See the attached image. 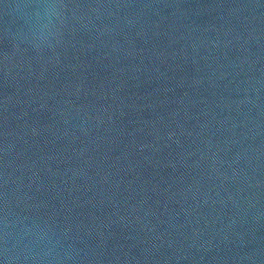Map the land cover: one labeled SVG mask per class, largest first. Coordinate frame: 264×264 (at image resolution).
I'll use <instances>...</instances> for the list:
<instances>
[{"label":"water","instance_id":"1","mask_svg":"<svg viewBox=\"0 0 264 264\" xmlns=\"http://www.w3.org/2000/svg\"><path fill=\"white\" fill-rule=\"evenodd\" d=\"M38 2L0 0V229L58 264H264V0H58L36 47Z\"/></svg>","mask_w":264,"mask_h":264},{"label":"clouds","instance_id":"2","mask_svg":"<svg viewBox=\"0 0 264 264\" xmlns=\"http://www.w3.org/2000/svg\"><path fill=\"white\" fill-rule=\"evenodd\" d=\"M35 32L34 46L39 47L55 35V23L61 20V12L65 5L58 0H41L34 5ZM0 229V264H58V257L53 254V248L48 247L51 239L47 232L38 230L33 233L31 229H21L13 237L9 231L8 216L5 213ZM27 239V243L23 241ZM47 240V243L45 241ZM44 244V247H40Z\"/></svg>","mask_w":264,"mask_h":264}]
</instances>
